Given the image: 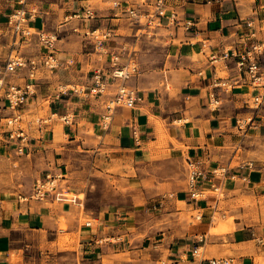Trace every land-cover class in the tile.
<instances>
[{"label": "crops", "instance_id": "1", "mask_svg": "<svg viewBox=\"0 0 264 264\" xmlns=\"http://www.w3.org/2000/svg\"><path fill=\"white\" fill-rule=\"evenodd\" d=\"M113 1L144 9L154 0L39 4L38 17L28 25L58 33L60 66L38 74V93L22 109L32 137L25 153L17 155L13 145L0 148V153L13 165H27L33 156L32 162L43 167L41 174L53 167L58 172L66 166L49 154L81 139L77 143L86 156L91 154L94 171L110 172V181L138 184L141 194L133 191L128 209L109 206L95 216L86 210L85 217L98 221L87 234L80 226L84 206L52 198L21 203L0 195V264H24L29 249L39 253L42 262H51V253L70 251L58 248L62 234H78V246L72 249L75 255L86 260L89 254L101 264H205L213 258H231L232 264H264V99L259 105L253 103L254 95L263 89H253L245 81L236 84L234 69L220 75L223 69L214 68L208 60L211 52L242 48L254 40L264 43V0L173 1L170 10L195 26L165 36L170 45L158 47L159 61L142 64L139 74L127 82L140 93L142 103L133 109L117 107L109 127L103 129L101 118L117 83L109 76L107 57L97 58L86 35L101 31L104 45L117 50L118 42L124 40L120 31L127 15L111 6ZM76 6L93 9L94 17L79 23L72 15ZM17 7V0H0V32L6 30L7 16ZM249 22L252 27L247 26ZM97 68L103 69L107 83L101 94L93 96ZM22 71L5 80L22 84L27 79ZM43 76L47 79L41 80ZM218 76L228 78L232 88L213 87L212 80ZM61 85L66 86L62 91ZM51 114H55L51 124L39 131L36 119ZM62 115H69L71 123L61 122ZM249 117L252 121L239 130L237 120ZM57 125H61L62 141L55 142ZM83 138L91 141L89 145H84ZM187 158L198 159L206 172L198 182L203 193L198 200L187 189ZM223 167L225 173L213 174ZM214 187L219 194L213 193L218 191ZM156 201L161 228L168 231L160 236L149 233L154 225L144 227L147 215L145 221H138V214L150 213Z\"/></svg>", "mask_w": 264, "mask_h": 264}, {"label": "built area", "instance_id": "2", "mask_svg": "<svg viewBox=\"0 0 264 264\" xmlns=\"http://www.w3.org/2000/svg\"><path fill=\"white\" fill-rule=\"evenodd\" d=\"M173 1L180 0H154L148 3L144 9L139 6L123 7L119 1L114 2V7L124 12L129 19L135 23L145 26H161L163 24L177 25L182 24L186 30H191L195 24L190 19L181 20L177 12L170 10ZM18 7L13 9L7 16V26L12 32L11 52L5 58L2 75L0 76V148L14 146L15 153L22 155L25 153L32 137L29 128L25 124L22 109L34 98L38 93V74L42 70L53 72L60 66L57 55L56 43L59 39L57 32H49L44 29H33L28 25L38 17L40 13L39 6L29 0H17ZM74 17L82 19H91L94 17V11L91 8H85L82 13L75 14ZM248 27H252V22L247 23ZM0 32V36H1ZM255 37L254 32L249 33ZM110 34L106 33V36ZM97 44L103 45L102 39L94 35ZM33 38L37 39L40 51L30 57H25L17 53L18 47L24 43H29ZM96 44V45H97ZM122 47L117 50L109 48L101 51V56H106L109 63V76L117 83L116 93L110 102L106 104V112L101 118V127L107 129L111 123L113 113L117 107L133 109L142 103V96L136 88L130 86L127 82L132 77L139 74V65L137 61L130 56L122 62ZM14 52V54H13ZM209 63L214 68L221 67L224 71L234 69L235 76L233 82L242 84L244 81L250 84L253 89L262 88V93L258 92L254 95L253 103L258 105L264 99V43L256 40L250 42L242 48H229L221 53L211 52L209 54ZM232 64V66H230ZM24 69L28 70L27 79L22 84L6 82L5 76L18 73ZM106 77L102 68L95 69L94 72V88L96 94H101L106 88ZM213 87L232 88L234 85L228 78L218 76L212 80ZM7 112V115L2 113ZM55 114H51L45 118L36 119L39 124V131H44L51 124ZM59 119L65 124L71 123L69 115L59 116ZM252 121V117L246 119H238L237 127L239 130L245 128L248 122ZM135 141H139L138 133L133 131ZM187 189L193 200H198L203 193L198 189L199 180H204L206 172L201 167L198 159L187 158L185 162ZM213 174H222L226 172V168H220ZM63 179L61 173H47L43 179H37L28 195H18L21 203L30 201H48L52 198L58 202L74 203L84 206L83 200L78 197H69L68 193L61 190L60 180ZM218 190V187H214ZM219 191V190H218ZM217 191V192H218ZM201 215H196V219H200ZM90 222H85L86 227H90ZM205 264H232L231 258H213L206 261Z\"/></svg>", "mask_w": 264, "mask_h": 264}, {"label": "rangeland", "instance_id": "3", "mask_svg": "<svg viewBox=\"0 0 264 264\" xmlns=\"http://www.w3.org/2000/svg\"><path fill=\"white\" fill-rule=\"evenodd\" d=\"M31 1H34L38 6L39 4L43 6L44 3L49 0H31ZM114 2L115 1L110 3L111 6L113 5V7H114ZM75 9L78 10L72 12L73 16L75 14L82 13V11L85 8L79 9V7L76 6ZM123 18H124V22H122L123 29L120 31V33H122L121 35L124 36V40L118 42L117 49L125 47L121 53L122 62L125 61L127 59V56H129L130 54V56L137 61L139 67L145 63L155 64L159 61L158 47L162 44H164L165 47L170 45L168 44L169 40L167 41L166 39H164L165 36L169 35L170 31L177 32L178 28H182L183 30H186L184 26H182V24L170 25V26H167L165 24L161 26H145L143 24L135 23V21H132L127 16ZM75 19L79 20V23L80 22L83 23V22H88L92 18L91 19L75 18ZM127 28H128V32L126 31ZM1 33L2 34L0 36V76L2 75L1 68L4 65L5 58L10 54L12 49L11 29L6 25V30ZM95 35H97L99 39L103 40L102 42L103 45L99 46L97 44V40L95 36L94 35L92 36L90 34L86 35L87 37L86 41L88 42V45L94 48L98 58L101 55V51L109 47L107 45H104L106 43L101 31H97ZM112 41L114 40H110L109 42ZM39 49L40 46L37 42V39L33 38L31 41H29V43H24L23 46L18 47L17 53L25 57H30L36 55ZM22 72H23L22 75L24 77H27L28 70L24 69V71ZM221 72L222 73L220 75H225L224 70ZM43 79H47L46 76H43L41 80ZM7 80L8 79L6 78L5 81L7 82ZM64 87L66 86L61 85L60 91L64 90L65 89ZM93 93H94L93 96H95L96 95L95 91ZM1 102L2 101H0V106L3 105V103ZM29 103L31 105V101ZM7 114H8L7 112L2 113V115H7ZM27 116L31 118L30 117L31 112H28ZM60 132H61V125H57L55 129V133H56L55 142L62 141ZM83 139L85 141L84 145H89L88 142H91L90 140L87 142L85 138ZM80 140L81 139L77 141ZM77 141L76 143L72 144L70 148L59 149L56 150L55 153L49 154V157L52 159L54 158V156L55 158H58V160L61 163L60 164L61 167L66 166V168L58 172H55L53 167L51 169H47L45 173L41 174L40 169H42L43 167L40 164H35L34 162H32L34 159L32 158L33 156L31 157V160L29 159V163L27 165L26 164L21 165L18 162L15 163V165H13V163L9 159H6L0 153V195H3L4 197H8V198L13 197L16 201H19L18 195L20 194L28 195L31 192L33 184L37 179H43L47 173H61L63 174V179L60 180L61 190L70 192L68 195L69 197H72L73 194L75 193H79L78 195L79 198L85 201L84 209L80 210L81 212L80 226L82 227V229H84L83 231L86 232V234L91 230L93 226H96L98 223V221L93 219L92 217H85L86 210H88L89 213L92 214L91 216H95V213H97L100 209L102 210L103 208L109 206L110 207L118 206L119 208L128 209L129 206H127V204L130 202V199L132 198V193L136 192V194L139 193L141 194V190L139 189L140 186L138 184L133 185L132 183L122 179L121 180L114 179L113 181H110L111 178L109 177L108 174L110 172L106 171L105 173L100 171L99 172L94 171L92 169L91 154L87 153L86 156L85 151L81 150ZM218 172H220V170H218ZM213 193L219 194L220 192L218 191ZM142 195H140L141 198ZM155 206L156 207L151 208V212L148 214H144V215L138 214V221L141 222L145 221V216L147 215V217L149 218L145 221L146 224L144 227L149 228L150 226L154 225L151 228V230H149V233H155L157 236L158 235L160 236V234L166 233L168 231L165 230L164 228H161L163 224L160 223V217H161L159 216L160 212H157V210L160 209V204L158 201H156ZM124 213L125 212H123V214ZM60 221H61L60 229L63 230L65 229V224H64L65 220L62 217ZM85 222H90L92 224L91 225L92 227L91 226H90L91 228L86 227ZM149 223H151V225ZM145 230L140 231V233L141 232L146 233ZM142 235L140 234V237H143ZM78 237H79L78 234L60 235L58 248L61 250L70 249V251L69 250H65V252L55 251L51 253L53 256L52 259H50L51 262L50 261L42 262L40 259L41 255L39 253H36L35 250L29 249L26 251V253H24L27 256L24 264H101L99 262L94 261L96 259L93 260L89 254L87 255L86 260L81 259L82 258L81 255H75L72 249H76V247L78 246ZM75 241L77 244L73 245Z\"/></svg>", "mask_w": 264, "mask_h": 264}]
</instances>
